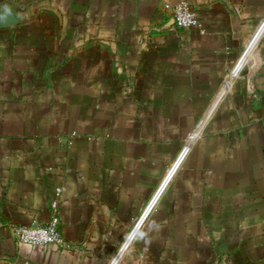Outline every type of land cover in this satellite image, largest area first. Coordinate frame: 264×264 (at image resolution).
Here are the masks:
<instances>
[{
  "label": "crops",
  "instance_id": "crops-1",
  "mask_svg": "<svg viewBox=\"0 0 264 264\" xmlns=\"http://www.w3.org/2000/svg\"><path fill=\"white\" fill-rule=\"evenodd\" d=\"M0 264H264V0H0Z\"/></svg>",
  "mask_w": 264,
  "mask_h": 264
},
{
  "label": "built area",
  "instance_id": "built-area-1",
  "mask_svg": "<svg viewBox=\"0 0 264 264\" xmlns=\"http://www.w3.org/2000/svg\"><path fill=\"white\" fill-rule=\"evenodd\" d=\"M173 23L177 29L189 30L199 26L197 16L186 2H177L172 7ZM60 192V190H58ZM59 202L56 199L51 204L52 217L48 225L37 223L18 225L13 228V236L19 244L48 247L57 246L69 248L60 229Z\"/></svg>",
  "mask_w": 264,
  "mask_h": 264
},
{
  "label": "water",
  "instance_id": "water-1",
  "mask_svg": "<svg viewBox=\"0 0 264 264\" xmlns=\"http://www.w3.org/2000/svg\"><path fill=\"white\" fill-rule=\"evenodd\" d=\"M1 18H5V19H6V21H5L6 24H4V25H11V24H14V23H15V19L12 18V16H11L9 10H7V9H4V10H3ZM151 210H152V209H151ZM150 212H151V211H150ZM150 212L148 213V215L150 214ZM138 232H139V230H138V231L132 236L131 241H130V244L132 243V241L134 240V238H135V236L138 234ZM130 244H129V246H130ZM129 246H128V247H129Z\"/></svg>",
  "mask_w": 264,
  "mask_h": 264
},
{
  "label": "bare ground",
  "instance_id": "bare-ground-1",
  "mask_svg": "<svg viewBox=\"0 0 264 264\" xmlns=\"http://www.w3.org/2000/svg\"><path fill=\"white\" fill-rule=\"evenodd\" d=\"M225 87H226V84L223 86V88H222V90H221V93H223V94L226 92V91L223 92V89H224ZM223 94H222V96H223Z\"/></svg>",
  "mask_w": 264,
  "mask_h": 264
},
{
  "label": "rangeland",
  "instance_id": "rangeland-1",
  "mask_svg": "<svg viewBox=\"0 0 264 264\" xmlns=\"http://www.w3.org/2000/svg\"><path fill=\"white\" fill-rule=\"evenodd\" d=\"M248 66H249V65H248ZM245 68H246V67H244V68L242 69L243 71L241 70V71H242V73L244 72ZM247 68H248V67H247Z\"/></svg>",
  "mask_w": 264,
  "mask_h": 264
}]
</instances>
